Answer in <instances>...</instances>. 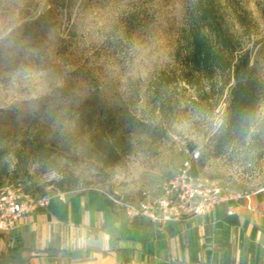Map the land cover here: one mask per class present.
<instances>
[{
  "label": "rangeland",
  "instance_id": "374dc122",
  "mask_svg": "<svg viewBox=\"0 0 264 264\" xmlns=\"http://www.w3.org/2000/svg\"><path fill=\"white\" fill-rule=\"evenodd\" d=\"M223 2L226 25L264 82V0H238L247 10L243 24ZM186 5L0 0V193L12 183L34 194L55 184L138 199L145 190L158 193L193 150L216 184L264 189V98L251 126L256 135L222 150L213 135L234 79L209 100L181 80L174 54ZM159 99L172 102L166 113L155 108Z\"/></svg>",
  "mask_w": 264,
  "mask_h": 264
},
{
  "label": "crops",
  "instance_id": "0c3cea01",
  "mask_svg": "<svg viewBox=\"0 0 264 264\" xmlns=\"http://www.w3.org/2000/svg\"><path fill=\"white\" fill-rule=\"evenodd\" d=\"M0 264H264V191L165 224L72 193L0 233Z\"/></svg>",
  "mask_w": 264,
  "mask_h": 264
},
{
  "label": "trees",
  "instance_id": "16d2710c",
  "mask_svg": "<svg viewBox=\"0 0 264 264\" xmlns=\"http://www.w3.org/2000/svg\"><path fill=\"white\" fill-rule=\"evenodd\" d=\"M228 2H231L232 13L243 24L247 10L238 0ZM224 7L223 0H187L184 25L174 54L181 80L195 87L199 97L206 96L209 100V92L217 91L221 84L220 91L230 84L231 78L234 79L221 129L213 135L222 150L237 137L246 146V138L256 135L251 126L256 119L257 104L264 98V82L254 76L251 52L226 25ZM194 102L197 101L194 99ZM171 106L172 102L166 104L163 99L156 100L155 108L159 113H166ZM134 120L147 127L144 121L136 117ZM0 160H3L1 151ZM59 184L63 186L62 181Z\"/></svg>",
  "mask_w": 264,
  "mask_h": 264
},
{
  "label": "built area",
  "instance_id": "2783aa9c",
  "mask_svg": "<svg viewBox=\"0 0 264 264\" xmlns=\"http://www.w3.org/2000/svg\"><path fill=\"white\" fill-rule=\"evenodd\" d=\"M200 161V152L191 151L158 193L145 190L137 200L119 193L103 194L127 217L147 218L158 224L175 223L186 216H206L230 200L251 199L252 193L229 191L205 177L200 172ZM72 193L55 184L42 194L32 193L21 183L6 185L0 193V233L15 230L24 215L48 207L54 200L66 202ZM228 214H234V210Z\"/></svg>",
  "mask_w": 264,
  "mask_h": 264
}]
</instances>
